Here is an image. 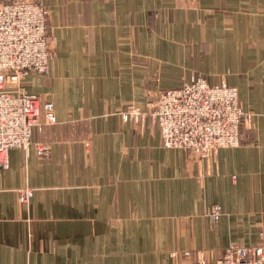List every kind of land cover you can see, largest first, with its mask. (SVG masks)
<instances>
[{"label":"crops","instance_id":"1","mask_svg":"<svg viewBox=\"0 0 264 264\" xmlns=\"http://www.w3.org/2000/svg\"><path fill=\"white\" fill-rule=\"evenodd\" d=\"M32 1L54 58L18 86L56 123L32 137L47 157L11 149L0 169V264H190L264 243V0ZM193 76L224 78L246 115L208 160L120 116Z\"/></svg>","mask_w":264,"mask_h":264},{"label":"built area","instance_id":"2","mask_svg":"<svg viewBox=\"0 0 264 264\" xmlns=\"http://www.w3.org/2000/svg\"><path fill=\"white\" fill-rule=\"evenodd\" d=\"M46 20L47 10L41 2L0 0V169L8 167L11 149H27L33 144L39 157L49 153L48 145L32 143V137L56 123L54 105L40 102L38 96L22 92L18 86L25 72L49 75L54 56ZM120 116L125 123L149 119L159 128L162 147L192 150L200 160L211 159L220 149L238 147L240 124L246 118L235 88L224 78L211 86L200 76L176 89L160 91L142 106L128 105ZM32 196L28 188L19 191L24 205ZM207 216L215 225L221 216L219 205H212ZM190 264H264V243L248 247L231 243L217 259L207 261L199 256Z\"/></svg>","mask_w":264,"mask_h":264}]
</instances>
